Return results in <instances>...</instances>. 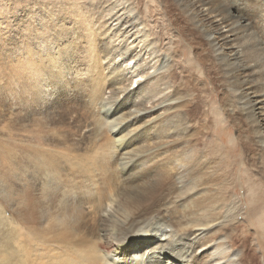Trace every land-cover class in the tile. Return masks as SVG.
<instances>
[{"label":"bare ground","instance_id":"bare-ground-1","mask_svg":"<svg viewBox=\"0 0 264 264\" xmlns=\"http://www.w3.org/2000/svg\"><path fill=\"white\" fill-rule=\"evenodd\" d=\"M162 1L170 47L131 0L3 25L0 50H20L0 96L26 118L0 123V264H264V0ZM182 40L205 77L180 66ZM209 87L236 170L209 142ZM68 104L81 118L48 127Z\"/></svg>","mask_w":264,"mask_h":264},{"label":"rangeland","instance_id":"rangeland-1","mask_svg":"<svg viewBox=\"0 0 264 264\" xmlns=\"http://www.w3.org/2000/svg\"><path fill=\"white\" fill-rule=\"evenodd\" d=\"M50 1H53V2H50ZM50 1L49 0H43V1L39 2V0H0V36L4 35V33H3L4 28L3 27L5 26V24L7 22H10V20L12 18L11 16H13V15L18 16L21 13L29 12L32 9V7H34L32 9V12L36 13L37 11H40V6L43 2H48L50 4L60 2L59 7L61 9V12L66 14L68 17L80 13V10H83V11L85 10L84 11L85 13H88V15H92L93 17H96V18L98 17V15L100 13V11H99L100 8L97 7L99 0H75V1L74 0H56V1L50 0ZM131 1L133 3L135 2L134 3L135 5H137L139 8H141L145 11H147V10L151 11V14L148 18L150 26L152 27V29L154 30L155 33L163 31L162 38H163V43L165 44L164 47H170L172 42L175 41V39H173V36L170 33L171 29H172L171 28L172 25H170L169 23L174 22V18H175L174 13L176 12V9H173V7L171 5L164 4V2L162 0H131ZM220 1L226 7L232 6L235 3H239L243 7H247L249 4L248 0H220ZM83 4H85V5H83ZM53 5H55V4H53ZM61 7H63V8H61ZM84 12H83V14H85ZM64 14H62V15H64ZM155 16H160V17H158L159 20L157 22L155 21ZM76 17H78V16L76 15ZM167 24H168V26H167ZM180 42L182 45L184 44L183 45L184 55H183V58L179 61L180 66L183 64L182 67H184V68L190 67V69L193 72L197 73V75L199 74L198 76H200L201 78L205 77L206 66H204L203 64L198 62V60L192 56L193 51L189 49L188 44L186 42H184V40H182ZM18 47L19 46H17L13 50L4 49V48H2L0 50V75L4 72L3 67L7 66L9 62L15 60V59L10 60L7 63L5 61L6 56L8 54L13 53V51H17V50L19 51L20 48L18 49ZM198 64H199V66H198ZM196 70H198V71L196 72ZM0 81H2L1 78H0ZM210 89H211V87H209V91L207 93L202 94L203 98L207 99V102H208V104L205 106V111H207L208 116H210V118L214 119L215 122L218 121V125H216V129H214L211 133L213 141L211 140L209 142L215 143L219 146L220 150L216 149L215 156L222 158V159L223 158L227 159V160L229 159L228 161L233 162L235 164V170H236L237 161H235L234 159L240 158V153L238 152L239 147L236 146L237 144H236V141L234 140L233 136L231 138L232 132H230V131H232V130L230 127L227 126L228 122L226 121V119H224V116L220 113V110L218 108L219 107L218 101H216L217 100V92L214 91L213 89H211V90ZM210 91H211V93H210ZM7 108H8L7 102H5L4 98L0 96V123H2V124L6 123L12 129L19 128L22 121L26 118V115L19 112V111L13 110V114H12L11 118L8 119L7 115H6ZM72 118H81V115L76 111L74 105L68 104V105H65V106H62L61 108H59V110L53 116H50V117L47 116L45 118V121L50 123V125H48V127L60 126L61 129H65V128H68L71 126L72 120H73ZM221 127H224V129L221 130L220 129ZM228 130H229V132H228ZM220 134H221V136H220ZM204 142H206V141L204 140ZM228 142H230V143L233 142V147H231L230 149L225 151L224 146ZM222 152H223V155L225 154L224 156L221 154ZM227 152H229V153H227ZM225 170H226V168H225ZM239 172H240V169H239ZM236 195L239 196L238 194H236Z\"/></svg>","mask_w":264,"mask_h":264},{"label":"snow or ice","instance_id":"snow-or-ice-1","mask_svg":"<svg viewBox=\"0 0 264 264\" xmlns=\"http://www.w3.org/2000/svg\"><path fill=\"white\" fill-rule=\"evenodd\" d=\"M137 85H138V84H137ZM137 85H136V86H137Z\"/></svg>","mask_w":264,"mask_h":264}]
</instances>
